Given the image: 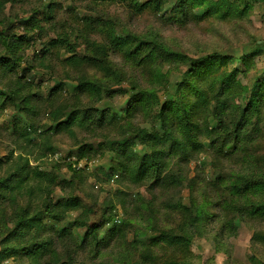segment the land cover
I'll return each instance as SVG.
<instances>
[{
	"label": "rangeland",
	"instance_id": "obj_1",
	"mask_svg": "<svg viewBox=\"0 0 264 264\" xmlns=\"http://www.w3.org/2000/svg\"><path fill=\"white\" fill-rule=\"evenodd\" d=\"M178 5V0H0V179L11 178L29 159L22 177L30 174L34 186L32 194L22 189L15 199L9 189L2 190L0 264H31L22 252H2L9 245L42 240L50 245L39 264H154L150 254L158 264L168 259L264 264V213H239L242 203L264 202V98L244 130H235L257 80L264 78V53L225 62L211 76H189L182 98L195 124L190 139L175 110H160L189 63L155 57L150 46L130 56L113 41L115 33L125 34L131 44L139 38L193 58L233 48L252 52L264 45V3L254 2L243 15L222 16L219 10L203 19L197 14L207 5L188 0L177 16L172 9ZM229 76L234 82L225 86L223 79ZM85 81L100 83L104 92L86 89L81 86ZM140 91L149 94L130 114L59 128L71 111L118 110ZM140 128L160 133L159 141L135 145V157L121 163L110 142L130 137L133 143ZM154 150L163 158L160 173L151 171L135 181L131 164L133 169L142 158L150 159ZM69 160H81L77 165L83 169L74 172ZM35 168L54 181L33 174ZM178 172L185 181L174 187L169 174ZM250 177L262 183L255 192L237 193V182ZM42 184H51L52 192ZM43 196L53 201L52 215L42 206ZM71 198L78 199V206L65 205ZM198 204L206 217L194 223L191 207ZM88 206L112 218L101 228L105 238L97 246L86 238L94 221L93 214L87 216ZM147 206L154 214L147 215ZM23 216L37 217L41 227L18 225ZM114 222L124 225L110 238L106 232ZM157 227L189 235L188 249L143 239Z\"/></svg>",
	"mask_w": 264,
	"mask_h": 264
},
{
	"label": "trees",
	"instance_id": "obj_2",
	"mask_svg": "<svg viewBox=\"0 0 264 264\" xmlns=\"http://www.w3.org/2000/svg\"><path fill=\"white\" fill-rule=\"evenodd\" d=\"M179 5L174 6L172 9L176 12L175 15L180 16L183 14V11L185 9V6H182L183 4L187 3L188 0H178ZM194 2L206 6H200L202 7V11L200 12V15L198 18L203 19L209 15H211L212 11H221L222 16H227L231 13H235L238 15L246 14L249 9H251L254 5V2L264 3V0H194ZM138 10H142L144 7L143 5L136 6ZM113 41L120 45V49L123 50L128 55H137L139 53V50L142 49L144 46H150L151 47V54H154L155 57L161 56L164 60H177L182 61L185 63H189V69L187 70L186 74L184 75L183 80L178 83L175 86V92L170 93L169 95H166L163 99L162 107L160 108L161 113L164 114L166 110L173 109L176 111V115L179 119V125L182 127L184 132L186 133L187 137L191 139L190 133H192L193 128L195 127V124L192 122L191 112L188 108V104H186L182 98L184 95V91H186L185 87L188 85L189 82V76L195 72H205L204 74H209L211 76V73L213 70L218 69L223 63L228 61H247L249 57H254L256 55H261L264 53V45L258 44L257 47L253 49L252 52L249 50H243L241 53L240 51H237L236 49H230L229 51H222V52H213L208 55H205L203 57L193 58L191 56H188L185 53H181L178 51H173L166 46L163 45H152L151 42L140 40L139 38H136V45L131 44V41L125 36V34L115 33L113 36ZM109 64L101 63L100 67L106 71L107 73H113L112 69ZM234 82V79L229 77H224L223 84L225 86H231V84ZM81 86L85 87L88 90H91L92 92L102 94L104 92V87L100 83H96L93 81H85L81 84ZM148 92L146 91H140L134 94L133 97L130 98V100L127 102L126 106H123L121 109L115 110L113 107H108L107 109H96L95 111L89 110V109H77L74 111H71L67 120L63 122L60 125L59 128H66L70 129L72 125H81L85 126L88 123V120L90 119L91 122H100L104 121V117H106L109 120H114L118 115L122 114H130V108L133 107V109H138L140 107L141 102L147 98ZM135 98V100H134ZM264 98V78H260L257 80L256 87L254 90H252L251 95L249 96V99L247 101L246 106L241 111L240 118L236 121V127L235 130L239 132V130L243 131L245 128V125L251 122L249 118V114L258 113L259 109L261 108V99ZM264 100V99H263ZM158 103H159V97H158ZM219 123L224 122V117L222 114H217ZM169 134V131L165 132ZM160 134V133H159ZM158 132L156 131H148L146 128H140L137 133H134L133 137V143L131 142L130 137H124L120 140L110 142L109 146L111 147L112 151H114L118 157L121 159L120 162L127 164L128 161L131 160V158L135 157L134 148L139 145L143 144L145 146L149 145V142H153V140L159 141ZM24 136H28L29 132H26V134H23ZM238 137V136H237ZM188 139V140H190ZM29 141L30 137L28 138ZM136 145V146H135ZM180 150L182 154H187V148L186 145L183 142L179 143ZM51 148V147H50ZM49 148V149H50ZM171 153V152H169ZM189 153V152H188ZM84 157V156H82ZM80 157V158H82ZM150 159L142 158V160L132 169L131 164V172L134 176L135 181L142 180L145 175L151 171H155L157 173H160L161 166L164 163L161 159L162 156L159 154L158 150H154L151 155L149 156ZM123 159V160H122ZM26 166H29V159H25ZM81 160H69L68 166L73 169L74 172L81 171L83 167H78V163H80ZM124 164H122L124 166ZM21 166L19 169L16 170V172L12 173L10 176L11 178H2L0 179V196L2 194L3 189H9L11 193L13 194L14 199L19 196V193H21L22 189L25 190V192H29L30 194L34 191V186L29 183L28 181L30 174H27L26 176L23 175L24 167ZM83 166V164H82ZM125 171L127 172V169L125 168ZM125 172V173H126ZM33 174L41 176L43 178L51 179L53 182L54 179L51 177L49 173H44L38 168H35L33 171ZM171 178V183L174 187H177L178 185H181L184 183L185 178H183L180 172L177 174L170 173L169 174ZM21 176V177H20ZM20 177L21 180L17 183H12L13 178ZM11 179V180H10ZM43 180V179H42ZM40 180V181H42ZM262 182L257 181V179H253L252 177L247 178L243 180L242 182H237V189L236 192L239 194H245V193H251L255 192L253 190L254 187H257ZM264 184V183H263ZM262 184V185H263ZM43 189L49 192H52L53 188L51 184H42ZM39 188L41 189V185H39ZM257 189V188H256ZM12 194L10 195L12 197ZM243 196V195H241ZM7 197V196H6ZM29 199H32V196H28ZM245 197V196H244ZM43 204L42 206L52 215V206L53 201L51 197H45L43 196ZM79 201L77 198H71V202L67 201L65 203L66 206H78ZM246 203L240 204L241 210L239 213H247L250 211L251 213H264V202H257L245 205ZM244 205V206H243ZM184 209H187L188 207L181 206ZM152 207L147 206L144 210L146 211L147 215L154 214L151 211ZM89 214H93L94 221L91 224H88V227L86 229V238H89L90 241L94 245H99L102 241L101 239H104L102 237V231L101 228L107 225L112 221L111 215L101 214V212L98 210H95L94 207L88 206L87 207V216ZM191 216L193 217L194 223L201 222L202 218L206 217V211L201 206V204L194 205L191 207ZM55 218V216H53ZM240 222V220H238ZM28 223L30 226H38L40 225V220L37 217L30 218L28 217H21L18 225H21V223ZM152 222V221H151ZM77 223V222H76ZM115 223V222H114ZM124 223L121 225H117L116 223L109 227L106 234L109 235L110 238L116 237L118 234L122 232ZM152 225L153 222H152ZM143 239H147L149 243L153 245H163V246H170L175 247L176 249H180L182 251H185L188 249L189 244L192 241V238L189 235L179 234L176 232H173L171 229H161L157 227L156 232L153 235H148L147 237H143ZM50 243L47 240H42L41 242H31L27 245L23 246H15L12 247L6 246L5 251L2 252L4 255H10L15 251L16 253L22 252L25 255L29 256V258L32 260L31 264H39V259L42 257V255L45 254L49 250ZM1 255V254H0ZM71 257V255L69 256ZM150 259L153 261L154 264H158L160 260L157 262V258L150 254ZM61 260V259H60ZM163 264H190L187 261H179L175 259H168V260H162ZM59 262L58 264H60ZM66 264V263H63ZM117 264H136L132 261H121Z\"/></svg>",
	"mask_w": 264,
	"mask_h": 264
}]
</instances>
